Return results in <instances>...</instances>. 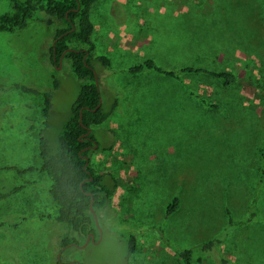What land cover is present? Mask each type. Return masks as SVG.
<instances>
[{
	"label": "rangeland",
	"instance_id": "rangeland-1",
	"mask_svg": "<svg viewBox=\"0 0 264 264\" xmlns=\"http://www.w3.org/2000/svg\"><path fill=\"white\" fill-rule=\"evenodd\" d=\"M11 9L10 0H0V14ZM92 16L95 54L112 60L110 72L98 73L104 105L121 101L96 127L99 143L89 154L95 171L115 186L102 231L88 244L62 246L74 233L55 218L47 176L14 169L40 165L42 97L10 88L0 103V189L28 188L0 200V264H55L59 256L67 264H125L131 233L137 247L126 264H182L167 241L197 247L221 235L230 217L246 220L258 190L260 214L227 233L220 252L235 263L264 264L263 0H97ZM59 25L34 20L18 32H0L1 84L61 83L46 130L54 149L79 92L71 62L51 60ZM149 58L165 68L231 71L236 81L226 87L209 74L179 80L129 72ZM175 195L180 207L167 216ZM204 264L215 262L206 255Z\"/></svg>",
	"mask_w": 264,
	"mask_h": 264
},
{
	"label": "trees",
	"instance_id": "trees-1",
	"mask_svg": "<svg viewBox=\"0 0 264 264\" xmlns=\"http://www.w3.org/2000/svg\"><path fill=\"white\" fill-rule=\"evenodd\" d=\"M97 0H10L12 9L0 14V32L15 33L27 27L34 20H51L59 23L55 38L51 44V60L60 65L63 59L71 62V69L79 79V92L75 98L71 112L63 124L58 135V146L54 149L46 130L49 125L54 105L55 91L60 87L58 78L54 80L51 88H38L24 83L1 84L0 103L5 90L16 88L24 93L35 94L42 97V112L44 115L43 128L40 129L38 156L39 167L30 166L23 170L14 166L17 172L24 174L28 171L40 170L47 176V188L56 207V220L70 228L74 233L65 236L61 243L67 247L74 243L82 244L89 234L96 238L102 228L100 220L114 193V187L105 181V174L97 173L89 156L94 143L98 142L96 127L109 121L117 112L121 101L117 96L110 109H106L103 92L99 85L98 73L112 70V60L107 55L95 54L96 43L93 40L95 24L91 17V8ZM264 6V0H263ZM45 13L43 16L40 13ZM50 17V18H48ZM108 52V51H107ZM145 70L157 72L169 77L181 79L184 74H209L221 79L226 87L232 86L236 81L234 72L215 70L205 67L182 66L180 68H165L154 59L149 58L143 63L129 67V72L139 74ZM97 73V76H96ZM204 105L216 109L219 105L205 99ZM81 115L83 118L81 119ZM99 143V142H98ZM261 167L259 182L264 183V146L259 149ZM37 183V180L30 182ZM28 186H17L9 192L0 189V200L12 196L18 190ZM259 191V190H258ZM250 206L246 220L235 221L229 219V225L221 235L210 239L197 247H182L173 241H167L182 264H204V257L210 255L215 264H241L235 263L220 252L225 235L237 227L252 221L257 217L259 209L256 208L259 193ZM13 207V206H12ZM180 207V197L175 195L166 205L167 216L173 214ZM95 213L98 216L96 220ZM44 219V215H40ZM28 219V218H25ZM5 223L0 222V226ZM19 224H15L17 227ZM125 239H123L124 242ZM135 234L128 236V251L124 256L125 264L136 249ZM57 260L55 264H63ZM74 264H77L75 262Z\"/></svg>",
	"mask_w": 264,
	"mask_h": 264
},
{
	"label": "water",
	"instance_id": "water-1",
	"mask_svg": "<svg viewBox=\"0 0 264 264\" xmlns=\"http://www.w3.org/2000/svg\"><path fill=\"white\" fill-rule=\"evenodd\" d=\"M96 76H97V73H96ZM83 118V115H81V119ZM98 146V144L97 143H95L94 144V146H93V148H95V147H97ZM87 148H91L90 146L89 147H87ZM95 217H96V220L98 221V216H97V214L95 213ZM94 241L95 240V236H94V234H91V235H89L88 237H87V244L90 242V241ZM72 245H74V246H78V244L77 243H74V244H72ZM77 264H79V263H77Z\"/></svg>",
	"mask_w": 264,
	"mask_h": 264
},
{
	"label": "crops",
	"instance_id": "crops-1",
	"mask_svg": "<svg viewBox=\"0 0 264 264\" xmlns=\"http://www.w3.org/2000/svg\"><path fill=\"white\" fill-rule=\"evenodd\" d=\"M97 2V1H96ZM95 2V3H96ZM95 3L93 4V6L95 5ZM93 6H92V8H91V17H92V19H93V16H92V13H93ZM94 24H95V22H94ZM95 31V30H94Z\"/></svg>",
	"mask_w": 264,
	"mask_h": 264
},
{
	"label": "flooded vegetation",
	"instance_id": "flooded-vegetation-1",
	"mask_svg": "<svg viewBox=\"0 0 264 264\" xmlns=\"http://www.w3.org/2000/svg\"><path fill=\"white\" fill-rule=\"evenodd\" d=\"M95 144V143H94ZM94 144L92 145V146H90V147H93L94 146ZM89 235H91V234H89ZM88 235V236H89ZM95 236V235H94ZM87 240V239H86ZM91 242V241H90ZM59 260H60V256H59ZM63 264H67V263H63Z\"/></svg>",
	"mask_w": 264,
	"mask_h": 264
}]
</instances>
